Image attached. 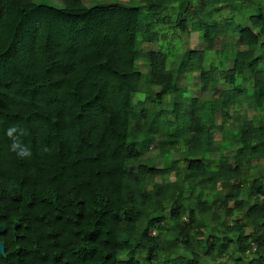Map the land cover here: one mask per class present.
<instances>
[{
  "label": "trees",
  "instance_id": "16d2710c",
  "mask_svg": "<svg viewBox=\"0 0 264 264\" xmlns=\"http://www.w3.org/2000/svg\"><path fill=\"white\" fill-rule=\"evenodd\" d=\"M59 1L0 0V264H264V118L235 111L264 110L261 3ZM169 26L203 45L175 67L159 46H140ZM226 34L232 63L221 48L205 68ZM193 71L213 97H191L185 111L146 104L178 93L177 76ZM217 114L234 120L225 134L236 139L214 138ZM156 136L161 154L184 139L185 167L171 181L153 180L177 161L128 166Z\"/></svg>",
  "mask_w": 264,
  "mask_h": 264
},
{
  "label": "rangeland",
  "instance_id": "374dc122",
  "mask_svg": "<svg viewBox=\"0 0 264 264\" xmlns=\"http://www.w3.org/2000/svg\"><path fill=\"white\" fill-rule=\"evenodd\" d=\"M261 3V5L264 8V0H257ZM37 3H45L50 4L53 6H61V2L59 0H35ZM85 6H92L96 4H102V3H116L121 5H129V6H142L141 3H139V0H83ZM264 12V10H263ZM237 22H244L243 24H248L247 19L244 18L242 15H237L235 17ZM164 36L160 39V43L157 44V42L154 43H142L141 50L142 52L146 51H152L156 50L159 46V48H162L168 53V63L169 67H175L177 64L178 59L180 58V55L183 51H189V50H196L200 49L203 45L199 39V34L191 30L189 27L185 32H176L171 26L163 28L160 30ZM235 47V39L231 37L230 34H226L221 36L219 39L215 40V51H208L205 54L204 58V67L207 68L209 66V63L211 59L214 60V64L217 65L218 60L220 59V53L218 49L225 48L227 49V65L230 66L232 63V50ZM217 50V51H216ZM256 56H264V52L262 49H258L255 52ZM137 66L142 72V83L144 82V79L146 75L148 76V64L147 62L142 59L141 61L137 62ZM178 79V86H179V92L176 94H172L169 96H166V98L159 104L157 103H150L147 102L146 104L152 108V110H158L161 108L169 109L174 107L176 103H178V108L181 111H185L188 108V102L191 97H199L203 99L211 98L213 97V92L211 90H202L200 88V82L198 78V72L193 71L187 74H180L177 76ZM145 84V83H144ZM220 89L223 87V83L219 82L217 85ZM153 92L157 91V87L153 86L151 87ZM218 94V93H217ZM136 95V94H135ZM234 111V109H232ZM235 111H239L240 113L246 114L248 117L255 116L256 120H259L261 118H264V110L260 108H249L246 107V105H242V107L236 108ZM166 117L173 119L174 113L168 114ZM216 123L221 125V129L217 130L214 134V138L216 140L228 138V139H236L235 136H233V133L225 134V131L229 129L230 122H233L234 120L231 119L229 121L222 120L219 116V114L216 115ZM236 124L234 123V127ZM236 128V127H235ZM165 131V130H164ZM163 131V134L165 132ZM129 139L131 140L130 136ZM154 140L149 143L148 148L144 151V153L140 156L138 159L132 160L128 166L130 168H136L138 165H146L148 167L152 168H162L167 167L171 161H177V170L172 171L167 177L164 179L160 176H155L154 182H167L171 181L176 177L178 171H182L184 169V162L181 160L183 157V152H181L182 149H185L184 146V139L180 138L179 142L174 144L172 146V150L168 153L161 154L160 145L161 142L164 140L163 137L156 136V138H153ZM232 148L235 147V145L231 146ZM228 150H225L226 152ZM219 156V152L215 151L213 153V157L217 158ZM264 162V160H261ZM222 217L224 216V212L221 211ZM241 217L240 214H236L234 218L239 219ZM246 231H248V228H246ZM223 262L225 264H232V262L229 259H223Z\"/></svg>",
  "mask_w": 264,
  "mask_h": 264
},
{
  "label": "clouds",
  "instance_id": "9594fccd",
  "mask_svg": "<svg viewBox=\"0 0 264 264\" xmlns=\"http://www.w3.org/2000/svg\"><path fill=\"white\" fill-rule=\"evenodd\" d=\"M17 129L15 126L11 127L9 130H8V136L11 137L13 139V144H12V150L15 151L16 149L18 148H21V144L19 142V138L18 137H14L13 136V133L16 132ZM21 134H23V130H21ZM21 153L23 155H29V151L27 148H22L21 149Z\"/></svg>",
  "mask_w": 264,
  "mask_h": 264
},
{
  "label": "built area",
  "instance_id": "2783aa9c",
  "mask_svg": "<svg viewBox=\"0 0 264 264\" xmlns=\"http://www.w3.org/2000/svg\"><path fill=\"white\" fill-rule=\"evenodd\" d=\"M253 248H254V247H253ZM253 248H252V249H253Z\"/></svg>",
  "mask_w": 264,
  "mask_h": 264
}]
</instances>
